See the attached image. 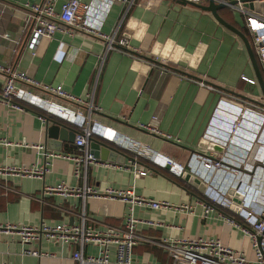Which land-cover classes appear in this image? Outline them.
<instances>
[{
  "label": "crops",
  "instance_id": "crops-1",
  "mask_svg": "<svg viewBox=\"0 0 264 264\" xmlns=\"http://www.w3.org/2000/svg\"><path fill=\"white\" fill-rule=\"evenodd\" d=\"M65 1H59L57 10ZM28 3L0 0V64L25 72L42 85H62L84 101L93 94L94 109L90 113L85 103L23 81H17L18 86L36 95L44 106L15 108L0 98V168L49 162V171L42 177L0 171V225L81 222V197L44 191L63 182L81 188L85 182L74 175L73 160L52 155L79 151L76 142L69 141H61L57 150L48 137L47 117L63 118L79 131L68 115L51 108L54 104L91 117L90 124L105 131L94 137L127 155L117 162L98 159L90 164L88 185L103 191L135 184L138 195L169 203L162 209L136 207L138 218L160 225L138 224L142 240L134 248V264H172L165 242L187 237L219 238L255 260L250 238L226 221L230 212L214 207L206 214L205 188L185 179L186 173H192L206 187L201 161L219 160L232 152L216 134L225 130L220 123L236 114L222 105L224 101L241 103L250 114L242 130L264 129V93L244 40L212 12L190 3L119 0L111 6L101 31L112 35L117 30L116 41L128 35V52L107 51L105 38L58 20L60 29L43 38L34 54L28 47L33 28ZM225 8L219 14L226 22L237 29L247 27L242 13ZM260 69L264 77V65ZM4 82L0 73V93ZM137 169L148 174L136 176ZM85 209L87 225L105 230L123 226L128 205L120 199L91 197ZM28 249L49 255L34 256ZM75 250V245L46 239L24 243L17 233L0 229V264H79L73 258ZM98 253L97 245L85 247V255ZM111 260H115L113 252Z\"/></svg>",
  "mask_w": 264,
  "mask_h": 264
},
{
  "label": "built area",
  "instance_id": "built-area-1",
  "mask_svg": "<svg viewBox=\"0 0 264 264\" xmlns=\"http://www.w3.org/2000/svg\"><path fill=\"white\" fill-rule=\"evenodd\" d=\"M60 0H30L27 4L30 9L28 21L33 22L31 37L28 42L30 50L36 54V50L43 38H51L60 29L58 20H61L73 28L97 34L107 40V51L121 50L128 52L131 48L128 35L116 41L114 34H104L103 22L111 6L119 0H92L89 3L81 0H66L60 10L57 4ZM162 0H157L161 3ZM195 4H207L209 0H187ZM215 0L217 3H225L228 7L238 10L246 18L247 27L253 39L262 64L264 65V15L244 6L242 0ZM134 50H137L134 48ZM0 73L5 76L4 86L0 93L2 102L15 108H21L22 104L41 105L40 99L32 92L18 86L17 81H23L35 86H42L54 94L71 101L85 103L89 106L90 113L94 109L93 94L90 101H84L66 91L62 85H42L25 72H18L12 66L0 64ZM225 108H232L236 114L225 123H220L225 130L216 132L220 142L232 150L219 160L203 159L201 164L204 168V198L206 199L205 213H209L214 207L229 211L230 216L226 221L240 228L250 238L255 252V260H250L240 250H235L225 245L219 238H181L172 242H165L164 246L169 250L173 259L172 264H264V129L258 130L253 127L248 132L243 126H248L246 116H250L241 103L224 101ZM51 108L68 115V119L79 129L76 134V145L79 148L77 154H52L62 156L75 162L74 175L84 179V185L79 188L60 183L56 186H47L45 193L61 194L64 196L75 195L82 198L83 211L79 224L59 223L38 225H0V229L17 233L24 243H33L42 239L53 240L68 245H75L73 258L79 264H134V248L142 240L137 233L139 223L158 226L160 222L140 219L135 215L137 206L162 209L169 206L166 201H158L140 196L136 193L135 184L128 189L106 188L99 191L87 184L88 169L95 159L89 150V138L96 134H104L105 131L99 125H91L90 118L75 113L71 110L54 107ZM260 120V119H259ZM226 124V125H225ZM153 129V128H150ZM256 129V130H255ZM212 130V129H211ZM153 131L157 132L156 129ZM215 132L214 130H212ZM171 138V136H167ZM7 145L12 142H5ZM46 156H49L45 153ZM172 163L171 160H169ZM48 161L41 166H22L0 168L4 171L19 173L29 176L42 177L48 171ZM209 172V173H207ZM211 173V174H210ZM148 170L137 169L136 176L147 175ZM111 198L120 199L128 205L124 224L120 227H109L105 230H97L87 225L86 201L88 198ZM188 207V206H185ZM94 244L99 247L98 255H85V247ZM28 254L34 256L49 255L38 249H28ZM112 252L115 260H111Z\"/></svg>",
  "mask_w": 264,
  "mask_h": 264
},
{
  "label": "water",
  "instance_id": "water-1",
  "mask_svg": "<svg viewBox=\"0 0 264 264\" xmlns=\"http://www.w3.org/2000/svg\"><path fill=\"white\" fill-rule=\"evenodd\" d=\"M244 3V6L251 8L252 10H255L258 13H261L264 15V0H242ZM178 2L182 4H193L198 7H200L203 10H207L213 13V15L216 17V19L223 25L227 26L229 29L234 31L236 34H238L245 42L248 51L250 53V57L253 63V66L255 68L258 80L262 86V90L264 93V77L262 75L260 66L258 64V61L256 59V55L254 53L253 47L250 43L249 38L239 29L235 28L234 26L230 25L228 22H226L222 16L219 14V10L222 8L227 7V4L225 3H217L215 0H209L208 4H195L191 3L187 0H178ZM231 4H236V0H231ZM47 131H48V137L54 139V144L57 150H59L61 141H69V142H75L77 130L71 127L65 119L60 118L54 119L51 117H47ZM211 147L215 149H219L215 145H211ZM89 150L90 153L93 155L95 159H101L105 161L110 162H117L121 159V155L125 158L127 157L126 154H124L122 151L117 149L116 147L110 145L105 140L96 138L94 136L89 138ZM126 155V156H125ZM185 179L187 181H190L195 187H199L201 190H204L205 185L201 182V180L197 177H194L192 173H186Z\"/></svg>",
  "mask_w": 264,
  "mask_h": 264
},
{
  "label": "trees",
  "instance_id": "trees-1",
  "mask_svg": "<svg viewBox=\"0 0 264 264\" xmlns=\"http://www.w3.org/2000/svg\"><path fill=\"white\" fill-rule=\"evenodd\" d=\"M224 9H228V8H222V9H220V12H221L222 10H224ZM222 16H223V15H222ZM237 26H238V25H237ZM238 28H239L240 30H242V31L244 32V34L249 38V40H250V42H251V44H252V47H253L254 53H255V55H256V59H257L259 65H260V66H263V64H262V62H261V59H260V57H259V55H258L256 49H255L254 46H253V39H252V36H251V34H250V32H249V29H248L247 27H245V26H242V27H241V26H238ZM24 105L29 106V105H27V104H24Z\"/></svg>",
  "mask_w": 264,
  "mask_h": 264
}]
</instances>
